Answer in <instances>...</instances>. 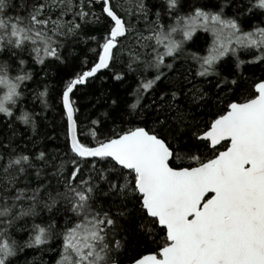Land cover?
Instances as JSON below:
<instances>
[{
  "label": "snow or ice",
  "instance_id": "obj_1",
  "mask_svg": "<svg viewBox=\"0 0 264 264\" xmlns=\"http://www.w3.org/2000/svg\"><path fill=\"white\" fill-rule=\"evenodd\" d=\"M0 264H264V0H0Z\"/></svg>",
  "mask_w": 264,
  "mask_h": 264
},
{
  "label": "trees",
  "instance_id": "obj_2",
  "mask_svg": "<svg viewBox=\"0 0 264 264\" xmlns=\"http://www.w3.org/2000/svg\"><path fill=\"white\" fill-rule=\"evenodd\" d=\"M256 71H257V74H259L258 70H256ZM104 75H107V73H105ZM100 83H101V82H100L99 80L95 81V82L92 84L91 88H90V89H87V90H88V91H97V90H98V85H100ZM113 84H114V82H112L111 80H109L108 83H107V84H104L103 86H104L105 88H107L109 85H113ZM103 107H104V106H103L102 104L98 106V108H99L100 110H103ZM28 258L31 259V253L28 254ZM44 259H49V257H48V256H45Z\"/></svg>",
  "mask_w": 264,
  "mask_h": 264
}]
</instances>
